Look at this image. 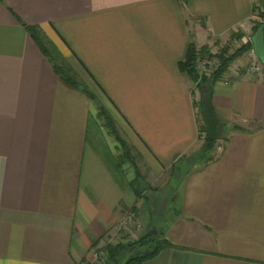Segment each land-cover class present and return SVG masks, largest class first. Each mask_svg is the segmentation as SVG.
Instances as JSON below:
<instances>
[{"label":"crops","instance_id":"crops-1","mask_svg":"<svg viewBox=\"0 0 264 264\" xmlns=\"http://www.w3.org/2000/svg\"><path fill=\"white\" fill-rule=\"evenodd\" d=\"M252 15L251 0H0V264H95V243L144 205L136 167L181 183L170 245L138 264H264V81L242 63L212 80L226 135L192 162L203 106L181 67L191 45L251 38ZM101 109L132 162L102 144Z\"/></svg>","mask_w":264,"mask_h":264},{"label":"rangeland","instance_id":"rangeland-1","mask_svg":"<svg viewBox=\"0 0 264 264\" xmlns=\"http://www.w3.org/2000/svg\"><path fill=\"white\" fill-rule=\"evenodd\" d=\"M252 4L254 11L257 5L261 4V0H252ZM256 24L258 23L256 22ZM249 41H251L250 37L235 31L230 40L216 44V46L210 47V49H207L208 47L206 49L202 48L203 50L195 62V69L198 76L197 80H195V85L198 87L197 92L200 99L203 98V93L208 90V87L212 83L213 77L211 75L219 68L222 62V56H231ZM249 50H245L240 54L238 56L240 59L235 58L230 63L226 71L227 73L225 72L226 74L224 73L221 76L223 80L230 79L233 75L237 76L239 71L242 70V66L245 71L247 70ZM239 60L240 62H238ZM239 63L243 65L241 66ZM105 122L106 119L104 117L95 120L96 127L99 128L98 133L100 131V136L98 135V137L103 141L102 144L105 141L109 147H112L110 144L113 145L116 148V154H119L122 151L121 146L116 141L115 136L104 127L103 124ZM201 123L203 130L200 132V151L195 153L189 152L186 156V159L192 162L207 161L215 158L220 152L221 146L224 143V135H226L221 132L219 139L215 140L214 145L209 146L205 140L206 129L202 121V111ZM125 163H129V161L126 160ZM128 165L125 168L126 174L133 172L131 165ZM136 169L140 173V177L137 178L135 176L131 181L136 180V185L131 186L136 191L137 197L142 198L144 205H141L140 212L136 208L131 209L125 219L122 220L120 226L111 235L95 243L93 250L89 252L95 264H125L130 256L136 255L146 248H152L151 245H141L142 238L149 233L159 235L174 213V208L177 205L176 202H178L174 201V199L177 192L181 189V183L178 181L179 177H176L178 174L177 171H170L161 177V179L155 180L154 178L149 179L143 176L137 167ZM119 245H122L120 255H117V258H110L109 254L111 253V249Z\"/></svg>","mask_w":264,"mask_h":264},{"label":"trees","instance_id":"trees-1","mask_svg":"<svg viewBox=\"0 0 264 264\" xmlns=\"http://www.w3.org/2000/svg\"><path fill=\"white\" fill-rule=\"evenodd\" d=\"M263 14L264 13L261 12L260 15L263 17ZM261 23L254 25V28H255L254 32L257 30L258 26ZM28 29L31 32V34L36 37L35 29L33 27H30V26H28ZM251 48H253L252 40L247 42L246 44L242 45L236 51V53L232 54L231 56L226 57V55H223L222 56V62L220 64L219 68L211 75L213 77V80L221 77L227 71L228 66L230 65V63L235 58H238V56H240V54H242L245 50H248ZM202 50L203 49L198 50L194 45H191L189 52H188V55L186 57V60H184L181 63V67L184 70H186L194 80H197V78H198L197 73H196V69H195V62H196L197 58L199 57V54H201ZM66 78L70 83L75 84V82L71 78H68V77H66ZM103 117L106 119L105 124H103L104 127L107 130H109L112 133V135L115 136L116 140H118L122 145L123 152L121 155H119V161H120L119 166L121 167L126 162V160L132 162L130 152L128 151L126 144L121 140L119 133L117 131V128L115 126V123L113 122L112 118L106 113V111L104 109H101L97 113V118L101 119ZM205 140L209 146H212L215 143V140H208L206 137H205ZM139 177H140V173L137 171V178H139ZM130 185H136V180L131 181ZM140 244L144 245V246L145 245H148V246L151 245L152 248H146L144 251L139 252L136 255L130 256L125 264H138L139 262H141L143 260H146V259H149V258L155 256L163 248L170 245V243L165 238H163L162 232L159 235L154 234V233H149L147 236L142 238ZM121 247H122V245H119L118 247L111 249V253L109 254L110 258L111 257L117 258L116 256L117 255L119 256L121 253Z\"/></svg>","mask_w":264,"mask_h":264},{"label":"water","instance_id":"water-1","mask_svg":"<svg viewBox=\"0 0 264 264\" xmlns=\"http://www.w3.org/2000/svg\"><path fill=\"white\" fill-rule=\"evenodd\" d=\"M261 3L264 13V0H261ZM251 40L258 59L264 64V19L252 35ZM202 97V115L206 124V138L208 140H218L222 132V126L212 108L210 89L205 91Z\"/></svg>","mask_w":264,"mask_h":264},{"label":"built area","instance_id":"built-area-1","mask_svg":"<svg viewBox=\"0 0 264 264\" xmlns=\"http://www.w3.org/2000/svg\"><path fill=\"white\" fill-rule=\"evenodd\" d=\"M261 12H263L262 3L257 5L255 10L253 11V15L251 19L257 23L262 22L264 18L260 15ZM248 55H249V61H248V67L246 73L255 74L260 80L264 81V64L258 59L253 48H251L248 51ZM225 81L228 82V79H226Z\"/></svg>","mask_w":264,"mask_h":264}]
</instances>
